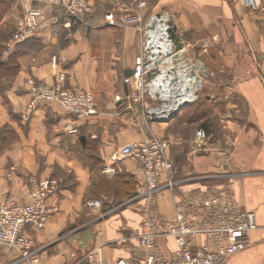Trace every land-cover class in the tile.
<instances>
[{
  "label": "crops",
  "instance_id": "0c3cea01",
  "mask_svg": "<svg viewBox=\"0 0 264 264\" xmlns=\"http://www.w3.org/2000/svg\"><path fill=\"white\" fill-rule=\"evenodd\" d=\"M100 1L103 2L93 0L94 4ZM107 1L112 7L105 11L94 8L88 25H74L61 35L42 31L34 39L35 44L18 56L19 68L11 80L6 82L3 77L0 82V127L9 126L18 136L0 151V200L12 194L27 202V179L56 171L63 175L58 190L47 200L52 212L45 227L28 230L39 249L35 264H86L83 258L90 251L96 259L114 264L118 258L142 252L138 234L147 217L148 201L125 199L114 204L119 195L132 189L133 181L136 184V162L123 160L111 177L101 172L118 146L167 136V124L143 119L141 104L130 98L140 94L133 85H127V94L124 90L123 72L134 67L140 54L137 28L101 25L105 12L125 13L137 7V1L151 6L141 9L143 16L155 8L164 9L171 17L183 43L177 63L183 60L189 68L195 63L200 66V70L190 69L203 81L199 87L215 68L227 69L229 85L245 102L247 124L230 120L225 123L233 137L231 148L207 142L202 153L189 152L188 163L180 168L184 176L193 170L209 172L217 183L229 181L241 209L255 213L256 228L250 232L249 245L230 256L225 264H264V0L257 8L241 0ZM20 2L17 0L18 5ZM4 20L5 17L0 24ZM7 54L3 50L1 58L5 60ZM53 56L55 65L51 63ZM161 65L167 72L171 63L164 61ZM179 67L182 69L176 64L178 74ZM59 71L65 73L68 88L93 93L95 117L73 121L56 102L40 103L24 117L32 99L26 80L33 76L52 82ZM168 76L173 78L172 85L178 84L179 79L175 80L170 72ZM197 94L196 90L190 106ZM68 126L77 132H67ZM91 151L97 160L91 158ZM187 165L191 171L183 172ZM11 166L14 171L9 170ZM103 181L105 187L100 185ZM154 211L165 220L172 217L169 190L158 194ZM160 242L164 255L169 256L174 247L172 240L165 237ZM0 264L30 263L19 260L17 250L0 246Z\"/></svg>",
  "mask_w": 264,
  "mask_h": 264
},
{
  "label": "built area",
  "instance_id": "2783aa9c",
  "mask_svg": "<svg viewBox=\"0 0 264 264\" xmlns=\"http://www.w3.org/2000/svg\"><path fill=\"white\" fill-rule=\"evenodd\" d=\"M241 1L251 8L260 5V0ZM20 4L22 15L5 45L6 53L44 30L58 34L71 30L74 25H88V19L94 12L92 0H21ZM144 6V1H137V7L125 13L116 14L114 10H109L104 13L101 25H134L141 33L140 54L131 68L132 74L124 77L123 82L133 85L140 93L139 97L147 96L146 112L152 117L157 115L155 110L166 103L156 106L154 102L167 100L158 88L151 86L153 79L157 75L168 77L169 72L175 80L179 79L176 64L181 49L174 50L167 32L173 23L171 17H166L165 21V33L171 50L167 53L158 45L146 46L144 37L148 36V20L153 13L142 25L141 9ZM164 61L171 63L167 72L161 65ZM51 63L55 65V56ZM190 69L187 71L191 76L195 75ZM65 79L63 71H59L52 82L29 77L26 85L32 99L24 117L38 104L53 102L58 103L73 121L95 117L97 106L93 93L68 88L64 84ZM170 79L172 81L173 78ZM118 98L115 96V99ZM67 132L76 133L77 129L68 126ZM207 139L204 128H195L194 140L198 144L205 146ZM125 159L136 162L138 166L136 195L152 200L163 190H169L172 192L173 215L165 220L148 212L138 234L142 252L128 258H118L114 264H225L230 256L249 245L250 232L256 228L255 213L241 209L229 181L214 182L212 174L193 179L183 177L171 158L170 142L163 137L153 136L118 146L106 160L101 172L107 177L113 176L118 171V164ZM29 183L27 202L8 194L0 200V246L17 250L19 260L35 264L39 261V249L28 230L37 231L45 226L52 212L47 200L56 193L59 180L51 176L32 177ZM189 184L192 185L189 189L183 188ZM165 237L174 244L169 256L164 255V248L160 246V240ZM83 259L86 264H106L96 259L92 251Z\"/></svg>",
  "mask_w": 264,
  "mask_h": 264
},
{
  "label": "rangeland",
  "instance_id": "374dc122",
  "mask_svg": "<svg viewBox=\"0 0 264 264\" xmlns=\"http://www.w3.org/2000/svg\"><path fill=\"white\" fill-rule=\"evenodd\" d=\"M6 1H10L9 2L10 7L6 11L5 15L3 16V17H5L4 22L2 24H0V34L3 32L6 33L8 31H10V29L13 26L15 27L16 21L21 18V9H20V5L17 4V0H6ZM93 4H94V2H93ZM146 6L147 7H145V6L144 7L148 8L150 5L146 4ZM96 7L101 11H105V9L106 10L110 9L112 7V4H110L109 1H107V0H103V2L100 1V2L95 3L94 8H96ZM151 11H153V12H149V14H145L144 16L142 15L143 16L141 19L142 25H144V23H146V21L148 20V17L152 13L153 14L161 13V14H165L168 16V14L165 13L164 9H157L156 10L155 8H152ZM15 16L18 17L16 20H15ZM140 38H141V33H139V41H140ZM145 39H146V37H144V40ZM142 40H143V38H142ZM192 53H191V55H192ZM186 55H187V57H189L188 53ZM177 64H179V66L184 68L185 71H187V69L189 68V67H187V64H185L183 62V60H179ZM187 73L189 74L188 71H187ZM199 86H198V89H196L198 92V94H197L198 97H197V100L195 101V103L199 104V102H205L203 108H211L212 109V117L210 119L208 117L205 118L203 116H201L199 119H192L191 116L195 115V114H193L194 113L193 111L196 109V106H198V105H196L193 108H190V105H189V106L181 109L179 111L177 117H175L174 119H171L168 122L154 121L157 124H160V123L167 124L166 130H165L167 136H163V138L168 139L170 142V155L172 156V158H175V156H177V155H179V156L183 155L182 156V158H183L182 162L181 163L179 162L180 165L185 164L187 162V159L189 158V155H190L189 152H191L192 150H194V151L196 150L197 153H202L205 150V146L203 144H198L194 140L195 128L202 126V124L205 123V121L208 123V126L206 127L208 129V133H207L208 134V140H207L208 144H210V143L216 144L217 143L218 145H220L219 147L224 148V149L231 148L232 142H233V137H232L231 131L225 127L226 121L230 120V121H233V122L238 123V124H243V125L247 124L245 102L241 99V97H239L232 90L231 86L229 85V72L227 69L221 71V70H219V68H215V70L212 74L208 73L207 79L205 80L203 87L202 86L199 87ZM132 96L133 97H130L131 99H133V100H135L141 104L140 106L142 108L143 119L146 122H148V120L153 122L152 117L149 116L146 112L147 110L145 107V102L147 101V99H144V100L139 99L141 97H139L137 95H132ZM164 102L167 103L169 101H167V100L166 101H157V102H154V104L156 106H159V105L163 104ZM199 109H201V108H199ZM201 110H203V109H201ZM201 110L199 112H201ZM140 140H138V141H140ZM82 151L84 152V150H82ZM90 154L93 155V158L95 160H97V157L95 156L94 151H91ZM9 170L14 171L15 168L13 166H11L9 168ZM189 170L190 169L187 165V166H185V171L183 170V172H187ZM62 173H64V172H62ZM180 173L183 177L187 176V178L191 177V176L202 177V176H206V174H210L209 172H206V173L205 172H199V173L195 172L194 173L192 170V173L186 174L184 176V174H182L181 168H180ZM49 176L57 178L59 180V185H60V183H61L60 177L63 175L60 174L59 171L58 172L56 171V173H54L53 175L51 174ZM45 177H47V176H45ZM30 178H32V177H30ZM37 178H40V177H37ZM41 178H44V177H41ZM29 179H27V191L30 187ZM201 181H205V180H201ZM101 183H100V185H103V187H105V185H106L105 181H103ZM130 185H131V183L129 182V186ZM58 188H57V190H58ZM27 191H26V196H27ZM5 195H7V194H5ZM8 195H11L15 199H18L12 194H8ZM157 196L158 195H156L152 200H150L148 198H143V199H146L148 201V203L146 202L145 210L147 212H150V214L152 213L155 216L157 213L154 211V206H155V203L157 200ZM125 199H133V201H134V200L142 199V198L137 196L136 192L131 193V191L128 190V191H126V195H122V196L119 195V197L114 201V204H119ZM42 229H40V230H42ZM38 255L40 256L39 252H38Z\"/></svg>",
  "mask_w": 264,
  "mask_h": 264
},
{
  "label": "bare ground",
  "instance_id": "6f19581e",
  "mask_svg": "<svg viewBox=\"0 0 264 264\" xmlns=\"http://www.w3.org/2000/svg\"><path fill=\"white\" fill-rule=\"evenodd\" d=\"M166 17L169 19L167 15L158 13L150 17L147 27L148 36L145 40V43L146 46L153 45L154 47H157L158 45L164 52L168 53V51L171 50L172 46L170 42H168V38L166 37L165 33V28L167 26V23L165 22ZM155 52H158V50H155ZM190 67L194 68L195 70L197 68L198 70L201 69L197 63L191 64ZM195 75L191 76V73L188 74L187 71L182 68L181 72H179L178 74V84H176L175 86L174 84L172 85V82H170L169 76L165 79V77L163 78L162 76L157 75V77L153 79L151 86L158 88L162 92L163 98L169 101L167 103H164L159 109H154L155 113L157 114L156 116H166L167 114H170L171 112L176 110V108L183 102H191L192 100H194L195 89L202 84V81L198 78L199 76ZM177 94H179V96H177ZM160 246L161 248H163L161 242Z\"/></svg>",
  "mask_w": 264,
  "mask_h": 264
},
{
  "label": "trees",
  "instance_id": "16d2710c",
  "mask_svg": "<svg viewBox=\"0 0 264 264\" xmlns=\"http://www.w3.org/2000/svg\"><path fill=\"white\" fill-rule=\"evenodd\" d=\"M10 1H6V0H0V21L3 18V16L5 15L6 11L8 10V8L10 7L9 4ZM20 9H21V4H20ZM21 15H22V9H21ZM14 26L10 29V31L6 32V33H1L0 34V82L1 79L4 77L6 82H9L11 80V78L15 75V73L17 72L18 68H19V63H18V56L20 55L21 52L24 51L25 48H28L29 45L35 44V38L41 33H39L38 35H36L35 37H32L28 40H26L25 42L20 43L21 45L23 44V46H21V48H19V44H17L14 49L7 54V57L5 60H3L1 58V54L3 52V50L5 49V45L7 43V41L10 39L11 34L14 30ZM73 28V27H72ZM71 31V30H70ZM64 32H69V30H65L60 32V35L63 34ZM18 46V47H17ZM204 103L205 102H199L198 103H194L192 104V106H190V108L195 107L196 105V109L192 112L193 116H191L192 119H199L201 116L203 117H208L209 119L212 117V109L211 108H203L204 107ZM203 110H201V109ZM201 110V112H199ZM199 112V113H198ZM198 113V114H197ZM178 115V114H177ZM177 115L175 117H177ZM195 116V117H194ZM208 126V123L205 121V123L202 124V128H204V130L206 131V133H208V129L206 128ZM208 137V134H207ZM18 136L17 133L15 132V130L9 126H3L0 127V151L2 149H4L5 147H7L8 145L14 143L17 140ZM208 140V139H207ZM86 140H85V144H86ZM182 156L183 155H177L175 156V158H172L174 164H176L179 169H180V164L182 162ZM93 157V155H91V158ZM115 175V174H114ZM133 186L132 189L129 190L131 191V193H135V182L133 181Z\"/></svg>",
  "mask_w": 264,
  "mask_h": 264
},
{
  "label": "water",
  "instance_id": "95a60500",
  "mask_svg": "<svg viewBox=\"0 0 264 264\" xmlns=\"http://www.w3.org/2000/svg\"><path fill=\"white\" fill-rule=\"evenodd\" d=\"M168 34H169V37L174 45V50L178 51L180 49H182L183 47V43H182V40H181V37L179 35L176 34V27L173 25V23L171 24V27L168 28L167 30ZM133 70L132 69H127V70H124L123 72V75L124 77H128L132 74ZM124 90L126 92V94L128 93V87H127V84L124 83ZM191 104V102H183L182 104H180L176 110H174L173 112H171L170 114H167L166 116H154L152 115V120L153 122L154 121H160V122H168L170 121L171 119H173L181 109L189 106ZM80 140L82 141V143H84L85 141V137L84 136H81L80 137Z\"/></svg>",
  "mask_w": 264,
  "mask_h": 264
}]
</instances>
